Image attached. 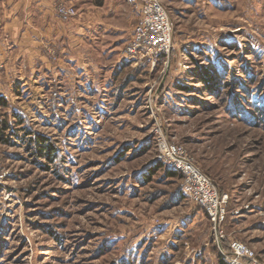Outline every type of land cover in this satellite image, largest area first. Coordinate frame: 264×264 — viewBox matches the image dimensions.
Returning a JSON list of instances; mask_svg holds the SVG:
<instances>
[{"label":"rangeland","instance_id":"obj_1","mask_svg":"<svg viewBox=\"0 0 264 264\" xmlns=\"http://www.w3.org/2000/svg\"><path fill=\"white\" fill-rule=\"evenodd\" d=\"M51 2L35 64L0 71V264H220L236 240L264 262V0H163L153 59L126 53L130 0ZM160 138L228 194L219 231Z\"/></svg>","mask_w":264,"mask_h":264},{"label":"built area","instance_id":"obj_2","mask_svg":"<svg viewBox=\"0 0 264 264\" xmlns=\"http://www.w3.org/2000/svg\"><path fill=\"white\" fill-rule=\"evenodd\" d=\"M139 8L140 19L126 53L136 59L169 55L174 47L175 22L163 0H130ZM64 16L77 14L74 7L60 6ZM5 63L0 60V71ZM159 158L183 175V192L194 203L202 206L217 231L228 216V194H223L214 181L194 162L187 149L166 138L158 143ZM223 255L229 264H264L246 243L236 240L231 251Z\"/></svg>","mask_w":264,"mask_h":264},{"label":"crops","instance_id":"obj_3","mask_svg":"<svg viewBox=\"0 0 264 264\" xmlns=\"http://www.w3.org/2000/svg\"><path fill=\"white\" fill-rule=\"evenodd\" d=\"M51 1L0 0V60L6 68L14 65L20 55L30 57V62L34 60L39 52L38 21L52 24Z\"/></svg>","mask_w":264,"mask_h":264},{"label":"trees","instance_id":"obj_4","mask_svg":"<svg viewBox=\"0 0 264 264\" xmlns=\"http://www.w3.org/2000/svg\"><path fill=\"white\" fill-rule=\"evenodd\" d=\"M165 53L164 54H161L160 57H165ZM0 103L1 104H7L6 100L4 97H0ZM43 141V142H40V141ZM35 144L38 146V151L40 152V154L42 155H46L48 156L49 158H52L53 154H52V148L50 145H47V143H45V140L43 138H38L36 141H35ZM50 146V147H49ZM176 170V169H175ZM169 173L171 174V176H176L177 174L179 176H181L183 178V175L178 171H172L170 170ZM220 264H229L228 263V260L225 258L224 255L221 256V259H220Z\"/></svg>","mask_w":264,"mask_h":264}]
</instances>
